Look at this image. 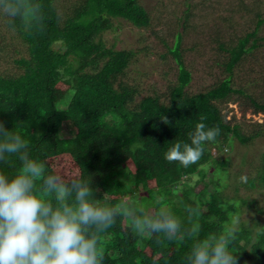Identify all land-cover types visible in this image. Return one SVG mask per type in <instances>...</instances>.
<instances>
[{
  "label": "trees",
  "instance_id": "16d2710c",
  "mask_svg": "<svg viewBox=\"0 0 264 264\" xmlns=\"http://www.w3.org/2000/svg\"><path fill=\"white\" fill-rule=\"evenodd\" d=\"M16 4L21 15L6 17V25L23 42L26 55L14 59L17 73H0V123L28 141L30 155L45 161L49 173H57L50 159L70 155L94 197L118 210L115 225L100 235L104 264H190L187 256L196 241L228 234L233 227L238 229L231 244L237 264H264V224L252 226L240 219L235 225L247 200L229 196L221 181L230 176L234 143L249 147L264 139V120L229 119L220 106L237 95L245 99L243 111L250 107L264 114V95L235 86L232 78L234 67L264 40L258 36L264 14H257L253 30L219 42L218 49L227 54V73L196 92L186 88L192 74L177 33L168 49L178 64L176 81L164 94L137 99L139 86L122 79L134 51L107 46L102 32L118 18L149 26V12L140 0H79L65 12L56 0ZM201 114L207 117L206 126H218L220 134L205 143L200 161L185 168L166 160L176 142L190 143L189 133ZM223 149L229 153L221 154ZM18 166L16 157H9L0 171ZM201 180L204 186L196 190ZM245 183L264 188V150ZM160 204L174 211L182 227L174 240L161 234L157 243V235L130 225Z\"/></svg>",
  "mask_w": 264,
  "mask_h": 264
},
{
  "label": "rangeland",
  "instance_id": "374dc122",
  "mask_svg": "<svg viewBox=\"0 0 264 264\" xmlns=\"http://www.w3.org/2000/svg\"><path fill=\"white\" fill-rule=\"evenodd\" d=\"M79 0H56L61 12L73 7ZM151 18L147 27H137L125 19H114L112 28L102 32L107 46L115 49H131L134 56L126 68L123 80L139 86V99L145 94H164L177 78L178 64L168 50L174 45L176 34L181 33V52L184 64L191 70V80L186 87L191 92L203 90L227 73L224 61L226 52L218 49L220 41L229 42L256 27L258 13L264 14V0H140ZM258 36H264V22ZM233 69V82L254 95H264V40L260 41ZM26 55V47L15 32L6 25V17L0 15V73L15 74L19 71L15 58ZM233 98V99H232ZM230 101L221 103L227 118L240 121H263V113L246 108L245 99L233 95ZM238 98V99H236ZM264 150V139L246 147L234 143L230 154V176L224 190L229 196L245 198L240 219L255 226L264 224V188L247 187L242 177L255 174L259 155ZM244 154H247L244 156ZM245 157V161L243 158ZM58 174L66 179L77 175L76 163L68 154L50 159ZM196 179V177H194ZM193 179V180H194ZM201 180L196 190L204 186ZM152 185L153 182H150ZM212 185H209L211 188ZM253 200H256L254 205ZM152 211V208H150Z\"/></svg>",
  "mask_w": 264,
  "mask_h": 264
},
{
  "label": "clouds",
  "instance_id": "9594fccd",
  "mask_svg": "<svg viewBox=\"0 0 264 264\" xmlns=\"http://www.w3.org/2000/svg\"><path fill=\"white\" fill-rule=\"evenodd\" d=\"M0 15L9 19L21 15L16 0H0ZM199 119L189 133L190 143L176 142L165 153L166 160L185 168L200 161L205 143L215 141L220 128L207 127L203 114ZM13 156L19 166L0 171V264H104L100 235L115 225L118 210L96 199L90 183L79 174L66 179L54 170L49 173L45 161L30 155L28 141L0 123V163ZM234 223L239 225L240 218ZM130 226L157 235V243L161 234L174 240L182 227L166 204ZM237 230L196 241L187 256L190 264H237L231 250Z\"/></svg>",
  "mask_w": 264,
  "mask_h": 264
}]
</instances>
